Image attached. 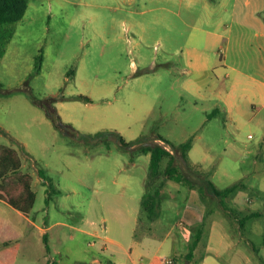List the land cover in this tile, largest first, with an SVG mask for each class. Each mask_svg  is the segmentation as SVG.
Listing matches in <instances>:
<instances>
[{"label":"rangeland","instance_id":"374dc122","mask_svg":"<svg viewBox=\"0 0 264 264\" xmlns=\"http://www.w3.org/2000/svg\"><path fill=\"white\" fill-rule=\"evenodd\" d=\"M240 2L29 0L0 60L6 91L0 93V144L19 152L37 195L29 214L0 199V219L21 234L14 264H134L132 258L137 264H195L199 258H205L200 264H264V205L255 201L238 215L232 197L205 187L206 178L219 188L244 178L254 172L255 158L264 165L258 130L238 126L211 94L245 86L222 67L217 75L210 69L198 76L182 52L198 17L208 23L227 12L230 23ZM222 50L227 53L225 45ZM253 50L245 42L243 68ZM189 78L203 79L199 93ZM31 95L55 96L71 126L56 127ZM217 104L221 112L210 115ZM97 132L105 133L102 139L88 137ZM117 133L134 144L123 147ZM189 139L186 158L178 148ZM156 143L175 152L194 185L168 178L169 155L151 176V153L143 146ZM248 148L255 151L245 156ZM148 182L162 189L153 221L142 204ZM255 211L244 224L239 220ZM147 223L153 234L142 239ZM200 230L196 255L185 259ZM211 242L219 255L208 250Z\"/></svg>","mask_w":264,"mask_h":264},{"label":"crops","instance_id":"0c3cea01","mask_svg":"<svg viewBox=\"0 0 264 264\" xmlns=\"http://www.w3.org/2000/svg\"><path fill=\"white\" fill-rule=\"evenodd\" d=\"M178 1L183 3L185 0ZM198 1L189 0V4L193 5ZM240 1L238 0V2ZM205 6L211 13L214 12V10L210 9V5L207 2ZM171 11L175 12L173 9ZM226 13L222 15L218 14L213 22L211 20L208 23L202 17H198L192 24V30L183 44L182 52L187 62L198 72V76L203 75L201 73L210 69H214V73L216 74V70H219L220 67L228 70V73L231 71L234 73L238 80V85H244L245 87H233L224 90L218 88L214 89L211 94L224 103V112L233 122H238V126L249 124V126L254 127L259 132V141L264 142V0H242L238 4L235 3V8L230 12V23L225 21ZM206 23L207 25H212L213 23L215 28H209L206 26ZM244 41L249 42L250 46L254 49L253 54H245V68L239 62L243 55ZM223 45L227 48L226 54L220 53L223 51ZM198 80L202 82L203 79ZM188 81L196 83L197 87L194 88V91L199 93L202 89L200 82L192 78H189ZM219 112H221V108L217 104L213 107L210 115H215ZM251 135L250 133L249 136L251 137ZM240 138L237 135L235 140L241 141ZM233 148L239 149L236 143L233 145ZM256 148L259 149V147ZM253 151H255L254 148H248L245 156H248V153ZM253 166L255 167L254 172L244 174V178L236 181L238 183L236 190L226 196L232 197L231 203L238 215L244 214L243 212L247 208V205L255 201H259V205H264V165H259V159L255 158ZM250 188L256 190L258 194H249L248 189ZM216 196L218 195L216 194ZM259 213V211L251 212L239 220L244 224L247 219H250V215ZM151 220L153 221L152 218ZM152 221L150 222L152 223ZM149 223H147L148 226L144 227L142 239L146 235L153 234L152 224ZM147 227L148 230H146ZM95 234H98V232H95ZM198 235L200 236L199 241L192 248V244L198 238ZM201 235L202 230L199 231L191 242L190 251L186 254L185 259L190 255H196ZM208 250L215 251L219 255V248L212 242L208 245ZM200 259L205 258H199L195 264H200ZM95 261L98 260L96 259ZM132 262L137 264L133 258ZM172 262L176 263V257ZM148 264L153 263L148 261ZM185 264H194V261L187 260Z\"/></svg>","mask_w":264,"mask_h":264},{"label":"trees","instance_id":"16d2710c","mask_svg":"<svg viewBox=\"0 0 264 264\" xmlns=\"http://www.w3.org/2000/svg\"><path fill=\"white\" fill-rule=\"evenodd\" d=\"M28 4L29 0H0V60L5 54L7 45L15 33L16 23L25 15ZM42 59L41 54L39 62L36 65L37 70L41 69ZM0 93H6L1 84ZM76 97L88 100L87 96L84 94H78ZM31 98L35 104L39 105L46 111V114L52 119L56 127L64 130L71 126L70 123L62 119V116L55 105L57 100L55 96L40 99L31 95ZM104 134V132L91 133L88 137L102 139ZM117 134L122 141L123 147H128L134 144L124 141L123 136L119 133ZM79 138L83 139L85 137L79 136ZM143 147L147 152L151 153L150 174L152 177L158 175L162 160L169 155L170 159L166 167L168 178L178 182L187 181L191 185H194L192 180L180 170L177 165V158L174 151L162 143ZM191 147L192 141L189 139L181 143L178 150H180L184 157L187 158L188 151ZM22 165V158L15 148L0 144V199L8 202L24 214H29L35 204L37 195L32 184L33 176L29 172L22 171ZM199 172L203 173L201 170H199ZM41 173L46 179L43 169H41ZM205 181V187L207 190L214 192L218 196H227L238 187L237 182L227 187L219 188L210 179L206 178ZM205 187H202L203 192H206ZM146 189V193L142 200L143 208L146 210L149 217L154 219L160 214L162 189L161 186H157L156 188L152 187L149 182L146 184ZM20 237V232L17 231L10 222L5 219H0V244L3 245L0 248V264L15 263L20 251ZM45 237L47 239L46 235ZM199 238L200 236L198 235V238L192 244V248L196 246ZM48 248L50 249L49 244Z\"/></svg>","mask_w":264,"mask_h":264}]
</instances>
